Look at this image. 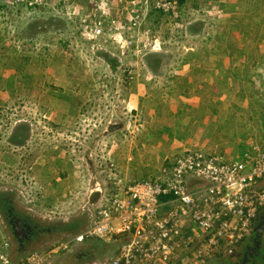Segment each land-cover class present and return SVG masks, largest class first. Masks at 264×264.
<instances>
[{
	"label": "rangeland",
	"instance_id": "374dc122",
	"mask_svg": "<svg viewBox=\"0 0 264 264\" xmlns=\"http://www.w3.org/2000/svg\"><path fill=\"white\" fill-rule=\"evenodd\" d=\"M155 1L48 0L38 7L0 0V189L51 229L20 255L9 245L17 261L66 239L53 222L77 219L103 201L112 164L116 175L138 170L141 160L157 171L170 148L156 141L169 140L167 131L175 139L190 91L202 89L205 99L225 92L222 106L233 102L228 156H239L233 148L241 151L242 140L264 138V118L253 115L264 107V0ZM102 8L105 33L95 36L84 27ZM190 23L198 35L186 30ZM242 55L255 64L241 68ZM104 56L118 62L110 66ZM7 77L25 90L12 92ZM215 115L214 128L225 118ZM107 246L99 259L112 254L115 244Z\"/></svg>",
	"mask_w": 264,
	"mask_h": 264
},
{
	"label": "built area",
	"instance_id": "2783aa9c",
	"mask_svg": "<svg viewBox=\"0 0 264 264\" xmlns=\"http://www.w3.org/2000/svg\"><path fill=\"white\" fill-rule=\"evenodd\" d=\"M94 10L96 20L84 28L96 36L105 33L101 17L106 13L105 8ZM262 138L247 142L235 158L218 151H186L161 165L152 178L123 182L112 175L107 197L88 207V226L46 249L29 252L16 264H54L73 245L93 240L118 245L93 264H203L231 254L264 209ZM6 246L3 241L0 264H10Z\"/></svg>",
	"mask_w": 264,
	"mask_h": 264
},
{
	"label": "crops",
	"instance_id": "0c3cea01",
	"mask_svg": "<svg viewBox=\"0 0 264 264\" xmlns=\"http://www.w3.org/2000/svg\"><path fill=\"white\" fill-rule=\"evenodd\" d=\"M245 48H247L246 45H245ZM242 58H245V59L242 61ZM238 59H239V62H241L240 63L241 68H244V66L252 67L251 65L255 64V63H251V65H249V61H247L246 57H244L243 55L241 57H239ZM227 69H228V67H226L225 65L221 67L220 70H222V71H220V72L222 73V75L224 73L223 71H226ZM177 74L178 75L182 74V72H180V70H179V72ZM213 74L217 75L216 71L213 72ZM222 75H220L219 77H221ZM223 76H225V75H223ZM226 76H228V75H226ZM227 78L229 79L230 77H227ZM175 80L176 79H174V81ZM211 81H213V79H211ZM200 90H202V89H198V90L196 89V90L190 91L189 93L184 95V96H188L187 98H185V100L187 101V103H185V105L187 107H189L190 110L187 114L185 113L186 115H185L184 120L183 119L177 120L179 122L175 125L176 134H177V135L175 134V139H172V132L167 131L166 138L169 140H167V141L163 140L162 142H161V140L156 141V144L158 146H161V145L169 142V146H168V148H170L169 151L166 154L165 153L160 154L162 157L165 158L163 161L164 162L163 164H165V162H167V161H171V160L166 161V159L168 158L167 156L173 155V156L177 157V154L180 155L182 153H185L187 150H190V151L209 150L211 152L220 151V152L227 153V151L226 152L224 151V150H226L225 147L230 145L228 143L229 141L233 140V137L231 135L233 132L230 131L231 126H229V121H230L229 118L232 117L231 106L233 105V102L230 103L231 106L230 105L229 106L225 105V107L222 106L225 104L224 98L226 97L225 92H223L224 90H222L223 93L221 95L214 93L211 96V99H210V97H209V99H208V97H207V99H205L204 95L202 94V92ZM262 95L263 94L261 92L260 96L262 97ZM263 105H264V103H263ZM185 108H183V109H185ZM257 110L258 111L260 110V112H258V111L254 112L253 115L257 118L259 116L264 118V107H262V105H261V107H258ZM243 112H245V110ZM215 114H217V116H220V115L225 116L224 120L222 119V120L217 121V123L220 125L217 127L215 126L216 128L213 127L215 124L211 123V120L214 121V117L216 116ZM235 125H240V124H235ZM208 127H212V129H217V130L215 132H213V131H211V128L209 129ZM161 131H162L161 135L163 136L165 134V127H162ZM260 135H262V134H259L258 137L257 136L256 137L262 138V136H260ZM248 140H249V138L242 140L243 142H242L241 148L243 150L246 147V145H244V144H246L248 142ZM140 142H142L141 147L144 148L145 145L143 143L146 144V142L145 141H140ZM149 146H150V144H149ZM206 147H210L211 149H207ZM212 148H216L217 150L216 149L214 150ZM137 149H139V148H137ZM242 149H241V151H242ZM241 151L236 152V151H234V148H233V152L236 153L237 155H240ZM234 153H232V154H234ZM236 154H235V156H237ZM130 159H132V156L128 155L126 157V160H130ZM173 160H174V158H173ZM140 163H141V165H139L140 167H138L139 171L132 169V171L127 172V170L125 171V169L122 168V172L123 171L124 172L122 174H120L119 176L122 179H124L123 182H127V180H130V179L131 180L143 179L144 176L152 178L153 175L151 176V171H152V173H155L154 176L157 175L158 169H157V171H154L155 168L151 170V167H152L151 164L152 163L150 161L141 160ZM163 164H161V165H163ZM109 168L112 172L111 175H114L116 177L115 172H113V169H114L113 164L111 166H109ZM111 179L113 180V177ZM58 264H60V263H58ZM82 264H84V263H82Z\"/></svg>",
	"mask_w": 264,
	"mask_h": 264
},
{
	"label": "flooded vegetation",
	"instance_id": "af4514ba",
	"mask_svg": "<svg viewBox=\"0 0 264 264\" xmlns=\"http://www.w3.org/2000/svg\"><path fill=\"white\" fill-rule=\"evenodd\" d=\"M0 191L2 190L0 189ZM10 198L8 194L0 197V217L4 221L2 227L7 234L5 242L8 245V250L10 245L12 246V255H20L40 245L42 240L48 237L47 234L51 229L41 226L37 222L38 217L35 214L32 216L27 209L12 204L13 200ZM83 213L88 214L89 209L87 208ZM57 222L61 223L62 221ZM57 222H53L54 225L52 224L51 227H57ZM260 224H262L260 229H255ZM99 242L101 241L93 240L73 245L71 251L66 253L72 257L69 264H93L98 261V255L104 248L108 252L106 249L108 243L100 244ZM58 263H60V259L57 261ZM215 264H264V209L258 213L247 237L237 245L231 254L220 257Z\"/></svg>",
	"mask_w": 264,
	"mask_h": 264
},
{
	"label": "trees",
	"instance_id": "16d2710c",
	"mask_svg": "<svg viewBox=\"0 0 264 264\" xmlns=\"http://www.w3.org/2000/svg\"><path fill=\"white\" fill-rule=\"evenodd\" d=\"M105 1H110V0H105ZM160 0H156L155 2H156V4H157V2H159ZM161 1H163V0H161ZM183 1L184 0H179V3H183ZM103 3V2H102ZM161 4H162V2H161ZM1 6H3L2 4H0V7ZM44 6H46V5H44ZM44 6H41V7H44ZM99 8H101V7H99ZM157 9L154 7V6H151V14L152 13H154V12H157L156 11ZM151 17H152V15H151ZM102 26H104V18H103V15H102ZM159 20V17H156V19H155V21H158ZM197 22H199V20H197ZM203 25H204V23H203V21L202 22H199L198 23V27H197V29H202V27H203ZM194 23H190V25H188L187 26V29L186 30H189V31H191V33L192 34H190L191 36H194V35H198L199 33H200V31L198 32L197 31V29H196V31H195V29H194ZM26 57V59L28 58L27 56H25ZM104 60H108V58H106L105 56H104ZM108 62V61H107ZM118 62V60L115 58H113V60H112V62L111 63H113V64H116ZM110 62H108V64H109ZM111 63H110V66H111ZM174 77V76H173ZM172 77V78H173ZM175 79L176 80H178V79H180L179 77H175ZM181 81H183V83L185 82V79L182 77V79H181ZM179 82V81H178ZM5 85H6V87H8L12 92H15L16 93V89L18 88V87H23V89L20 91V92H22V91H24L25 89H24V84H18V82H16L15 83V81L14 80H12V77H7V79L5 80ZM12 94H14V93H12ZM22 94V93H21ZM66 98L67 97H65L64 98V100H66ZM167 131V129H165V132ZM218 152H220V151H218ZM222 153V152H221ZM175 159V158H174ZM146 173V172H145ZM148 178H150V177H143V179H148ZM110 182H112V180L110 181ZM3 194H4V191H0V197H2L3 196ZM90 217L88 216V214L87 213H83V215H81L79 218H75V219H69V220H67V221H64V222H61V223H58L57 222V230H59V232L60 233H64V234H66V238H69V237H71V236H73V235H75V234H77V233H79L80 231H82L86 226H88V224H89V221H90ZM85 242V241H84ZM83 243V242H82ZM78 244H81V243H78ZM117 247H118V245H116ZM116 246H115V249H114V251L117 249L116 248ZM114 251H113V253H114ZM220 257H224V256H214V257H211V258H209V259H207L203 264H215V263H217V261L220 259ZM70 259H72V257H71V255H69V254H66V255H63L61 258H60V264H69L70 263ZM17 263V261H16V259L15 258H13L12 259V257H11V264H16ZM56 264H57V262H56Z\"/></svg>",
	"mask_w": 264,
	"mask_h": 264
},
{
	"label": "clouds",
	"instance_id": "9594fccd",
	"mask_svg": "<svg viewBox=\"0 0 264 264\" xmlns=\"http://www.w3.org/2000/svg\"><path fill=\"white\" fill-rule=\"evenodd\" d=\"M103 29L105 30V28H103ZM87 208H88V207H87ZM71 249H72V248H71ZM71 249H70V251H71ZM5 251H6L7 255L9 254L8 256H9V260H10V264H11V256H10V253H9V250H8V245L6 246ZM33 251H34V250H33ZM70 251H69V252H70ZM30 252H31V251H30ZM69 252H66V253H69ZM28 253H29V252H28ZM28 253H27V254H28ZM66 253H64V254H62V255H60V256H58V258L55 260L54 264H55L56 261L59 260L63 255H66ZM24 256H25V255H24ZM24 256H23V257H24ZM23 257H22V258H23ZM16 261H17V260H16ZM18 261H19V260H18Z\"/></svg>",
	"mask_w": 264,
	"mask_h": 264
},
{
	"label": "water",
	"instance_id": "95a60500",
	"mask_svg": "<svg viewBox=\"0 0 264 264\" xmlns=\"http://www.w3.org/2000/svg\"><path fill=\"white\" fill-rule=\"evenodd\" d=\"M261 225H262V224L258 225V226H257L255 229H257V228H258V230H259V229H260V227H261Z\"/></svg>",
	"mask_w": 264,
	"mask_h": 264
}]
</instances>
